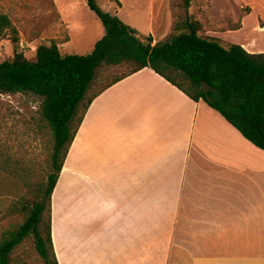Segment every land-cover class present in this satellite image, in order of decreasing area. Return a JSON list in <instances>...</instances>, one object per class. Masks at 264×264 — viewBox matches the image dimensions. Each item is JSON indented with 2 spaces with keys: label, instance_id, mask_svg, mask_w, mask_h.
I'll return each instance as SVG.
<instances>
[{
  "label": "crops",
  "instance_id": "0c3cea01",
  "mask_svg": "<svg viewBox=\"0 0 264 264\" xmlns=\"http://www.w3.org/2000/svg\"><path fill=\"white\" fill-rule=\"evenodd\" d=\"M102 2L152 45L172 7ZM236 2L211 37L264 55V0ZM51 242L57 264H264V151L144 68L88 107L51 196Z\"/></svg>",
  "mask_w": 264,
  "mask_h": 264
},
{
  "label": "trees",
  "instance_id": "16d2710c",
  "mask_svg": "<svg viewBox=\"0 0 264 264\" xmlns=\"http://www.w3.org/2000/svg\"><path fill=\"white\" fill-rule=\"evenodd\" d=\"M193 1L181 0L186 9ZM86 3L104 29V36L88 55L62 54L59 43L52 41L26 58L17 52V29L0 12V38L14 48L13 58L0 63V95L28 93L41 98V117L53 137L46 181L29 191V199L13 207L11 213L23 221L16 230L1 235L0 264H10L15 248L30 238L44 264H57L51 242V196L70 145L93 99L144 68L190 100L206 103L245 140L264 151L263 54H249L237 45L225 48L218 39L202 37V25L189 19L175 24L165 39L152 45L151 36L140 39L135 29L102 12L94 0ZM121 66L128 67V72L89 97L99 69Z\"/></svg>",
  "mask_w": 264,
  "mask_h": 264
},
{
  "label": "rangeland",
  "instance_id": "374dc122",
  "mask_svg": "<svg viewBox=\"0 0 264 264\" xmlns=\"http://www.w3.org/2000/svg\"><path fill=\"white\" fill-rule=\"evenodd\" d=\"M94 1L104 13L117 11L114 3ZM54 2L61 11V19L65 22L70 19L66 28L56 27L51 22V0H0V12L10 18L19 34L17 52L31 58L38 46L56 41L62 54H90L95 43L104 36L103 26L95 13L88 8L86 0ZM171 5L169 13L158 14L154 28L157 41L165 39L174 25L185 19L199 22L202 25L200 35L213 38L212 32L227 23V19L222 20V17L230 16V21H235V8L238 6L236 0H194L187 9L181 0H172ZM43 10L47 11L44 16L40 14ZM119 15L127 16L129 13L119 12ZM228 45L224 43L223 47ZM13 56L14 48L10 41L0 38V63L11 60ZM127 72L128 67L125 66L99 69L89 97ZM41 102V98L28 93L0 95V240L3 233L16 230L23 221L20 215L11 213L13 207L29 199V191L46 181L53 137L41 117ZM10 264L44 263L36 254L30 238L15 248Z\"/></svg>",
  "mask_w": 264,
  "mask_h": 264
}]
</instances>
